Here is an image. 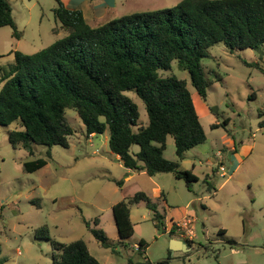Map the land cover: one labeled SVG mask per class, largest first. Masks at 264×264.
<instances>
[{
    "label": "rangeland",
    "instance_id": "obj_1",
    "mask_svg": "<svg viewBox=\"0 0 264 264\" xmlns=\"http://www.w3.org/2000/svg\"><path fill=\"white\" fill-rule=\"evenodd\" d=\"M7 1L20 38L12 37L10 27L0 28V72L13 63L11 52L31 55L67 34L53 16L55 0ZM115 1L105 17L88 22L171 8L181 0ZM96 3H88L92 12ZM263 51L230 53L222 43L209 48L210 56L200 62L207 83L205 103L190 85L188 72L171 63L167 74L187 82L206 137L179 162L181 170L197 178L189 185L171 173L148 176L139 171L128 177L129 171L109 151L108 130L88 136L71 109L65 111L73 130L67 148L33 145L29 153L8 142L12 124L0 126V264H52L49 240L78 239L100 264H157L165 259L168 264H264V74L254 66L264 68ZM126 94L145 125L144 105L133 93ZM163 156L176 160L172 137H167ZM37 158L47 164L24 173L22 164ZM117 180H122L121 188ZM138 192L155 204L163 225L154 226L144 202L129 203L134 232L118 245L111 207ZM88 228L101 231L112 247H101ZM173 238L190 241V249L172 250ZM140 241L144 253L136 249ZM232 249L238 254H231Z\"/></svg>",
    "mask_w": 264,
    "mask_h": 264
},
{
    "label": "trees",
    "instance_id": "obj_2",
    "mask_svg": "<svg viewBox=\"0 0 264 264\" xmlns=\"http://www.w3.org/2000/svg\"><path fill=\"white\" fill-rule=\"evenodd\" d=\"M55 2L53 16L67 34L31 55L11 52L13 63L0 72V126L13 125L8 142L29 153L33 145L67 148L73 130L65 111L71 109L88 136L108 130L109 151L126 170L148 176L171 173L187 185L196 181L179 162L206 137L187 82L167 73L176 62L188 72L190 85L205 103L201 59L208 58L209 48L217 43L230 53L264 48V0H181L171 8L130 13L96 25L81 10ZM6 26L13 38H20L9 2L0 0V28ZM254 66L264 74V68ZM128 92L144 105L145 125ZM167 137L173 139L175 161L163 156ZM133 145L138 146L135 152ZM46 164L43 158L26 161L22 171L32 173ZM115 184L121 188L123 182ZM160 196L164 198L162 192ZM139 202L151 210L155 227L163 225L155 204L146 194L135 193L128 202L120 200L111 207L118 245L133 235L128 207ZM88 230L101 247H112L101 231ZM49 241L52 264H100L80 239ZM145 248L140 241L136 249L144 253Z\"/></svg>",
    "mask_w": 264,
    "mask_h": 264
},
{
    "label": "crops",
    "instance_id": "obj_3",
    "mask_svg": "<svg viewBox=\"0 0 264 264\" xmlns=\"http://www.w3.org/2000/svg\"><path fill=\"white\" fill-rule=\"evenodd\" d=\"M94 2L97 4H94L93 7V12L92 10L89 9L88 7V0H69L68 4H64V6L69 9V10H75V9H79L82 11L84 18L88 21V20H96V19H102L103 17H105L106 15V9L110 8V7H114L116 6V1L115 0H94ZM93 2V3H94ZM122 16V15H121ZM116 17H120L117 16L116 14L114 16H111L110 19L116 18ZM90 137H93V135H90ZM235 150H233V148L230 149V154L233 156V152ZM117 157V156H116ZM118 158V157H117ZM129 171V170H127ZM135 172L133 171H129V173L127 174L128 177L133 176ZM239 250H231V254H238Z\"/></svg>",
    "mask_w": 264,
    "mask_h": 264
},
{
    "label": "water",
    "instance_id": "obj_4",
    "mask_svg": "<svg viewBox=\"0 0 264 264\" xmlns=\"http://www.w3.org/2000/svg\"><path fill=\"white\" fill-rule=\"evenodd\" d=\"M170 248L172 250H181L186 252L190 249V245L186 241L173 238L170 240Z\"/></svg>",
    "mask_w": 264,
    "mask_h": 264
},
{
    "label": "built area",
    "instance_id": "obj_5",
    "mask_svg": "<svg viewBox=\"0 0 264 264\" xmlns=\"http://www.w3.org/2000/svg\"><path fill=\"white\" fill-rule=\"evenodd\" d=\"M219 170L221 171V176H224V167L220 166ZM185 224H186V222L183 223V225H185Z\"/></svg>",
    "mask_w": 264,
    "mask_h": 264
}]
</instances>
